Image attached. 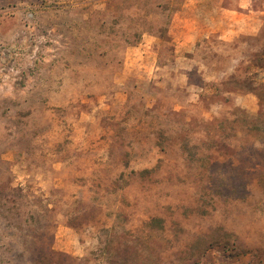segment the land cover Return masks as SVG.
I'll return each mask as SVG.
<instances>
[{
  "label": "rangeland",
  "instance_id": "obj_1",
  "mask_svg": "<svg viewBox=\"0 0 264 264\" xmlns=\"http://www.w3.org/2000/svg\"><path fill=\"white\" fill-rule=\"evenodd\" d=\"M0 264H264V0H0Z\"/></svg>",
  "mask_w": 264,
  "mask_h": 264
},
{
  "label": "crops",
  "instance_id": "obj_2",
  "mask_svg": "<svg viewBox=\"0 0 264 264\" xmlns=\"http://www.w3.org/2000/svg\"><path fill=\"white\" fill-rule=\"evenodd\" d=\"M142 44H140V46H141ZM140 46H135V49H133L134 51H136V52H140V53H142V52H145V49H141L140 50Z\"/></svg>",
  "mask_w": 264,
  "mask_h": 264
},
{
  "label": "trees",
  "instance_id": "obj_3",
  "mask_svg": "<svg viewBox=\"0 0 264 264\" xmlns=\"http://www.w3.org/2000/svg\"><path fill=\"white\" fill-rule=\"evenodd\" d=\"M159 5V4H158Z\"/></svg>",
  "mask_w": 264,
  "mask_h": 264
}]
</instances>
